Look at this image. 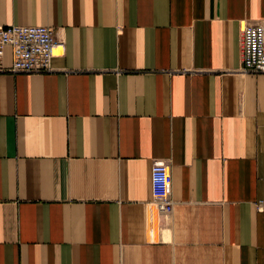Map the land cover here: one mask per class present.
I'll return each mask as SVG.
<instances>
[{"label":"crops","instance_id":"crops-1","mask_svg":"<svg viewBox=\"0 0 264 264\" xmlns=\"http://www.w3.org/2000/svg\"><path fill=\"white\" fill-rule=\"evenodd\" d=\"M241 21L264 0H0V27L63 44L44 73L0 57V264H264V74L241 70Z\"/></svg>","mask_w":264,"mask_h":264},{"label":"built area","instance_id":"built-area-1","mask_svg":"<svg viewBox=\"0 0 264 264\" xmlns=\"http://www.w3.org/2000/svg\"><path fill=\"white\" fill-rule=\"evenodd\" d=\"M242 66L244 73L264 74V23L240 22ZM11 47L12 73H44L63 47L55 41L53 30L45 26L10 25L0 27V57L4 47ZM170 166L154 161L150 170L152 202L162 215L173 212ZM261 205H258L260 208Z\"/></svg>","mask_w":264,"mask_h":264}]
</instances>
